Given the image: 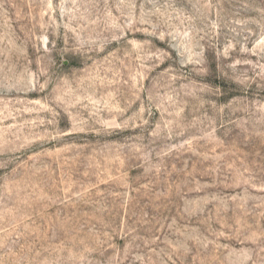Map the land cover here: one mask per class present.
I'll use <instances>...</instances> for the list:
<instances>
[{
  "label": "rangeland",
  "instance_id": "374dc122",
  "mask_svg": "<svg viewBox=\"0 0 264 264\" xmlns=\"http://www.w3.org/2000/svg\"><path fill=\"white\" fill-rule=\"evenodd\" d=\"M0 264H264V0H0Z\"/></svg>",
  "mask_w": 264,
  "mask_h": 264
}]
</instances>
